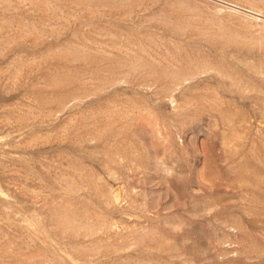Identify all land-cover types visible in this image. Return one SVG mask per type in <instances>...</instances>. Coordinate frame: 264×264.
I'll use <instances>...</instances> for the list:
<instances>
[{"label":"rangeland","instance_id":"374dc122","mask_svg":"<svg viewBox=\"0 0 264 264\" xmlns=\"http://www.w3.org/2000/svg\"><path fill=\"white\" fill-rule=\"evenodd\" d=\"M0 264H264V0H0Z\"/></svg>","mask_w":264,"mask_h":264},{"label":"bare ground","instance_id":"6f19581e","mask_svg":"<svg viewBox=\"0 0 264 264\" xmlns=\"http://www.w3.org/2000/svg\"><path fill=\"white\" fill-rule=\"evenodd\" d=\"M120 16V15H119ZM144 37V36H143ZM150 41V40H149Z\"/></svg>","mask_w":264,"mask_h":264}]
</instances>
